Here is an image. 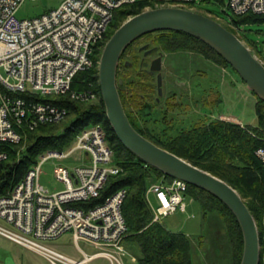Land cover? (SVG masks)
I'll return each mask as SVG.
<instances>
[{
  "label": "built area",
  "instance_id": "built-area-1",
  "mask_svg": "<svg viewBox=\"0 0 264 264\" xmlns=\"http://www.w3.org/2000/svg\"><path fill=\"white\" fill-rule=\"evenodd\" d=\"M24 1L0 0V164L8 158L3 146L18 147L39 127L67 119V108L54 103L60 97L98 99L94 91H73L72 85L80 72L93 67L116 11L139 3L150 10L151 5L195 10V0H65L41 16L18 20L15 15ZM226 7L235 16L264 14V0H228ZM255 156L264 167V146ZM48 159L61 163L55 169L61 191L50 192L40 183ZM119 170L105 130L98 125L84 129L63 151L41 154L22 180L0 197V237L48 264H90L98 259L122 264L128 255L122 214L126 190H117L102 204L88 205ZM187 191V183L178 179L153 182L146 192L152 223L186 212ZM65 234L78 257L50 245ZM80 243L96 251L89 254Z\"/></svg>",
  "mask_w": 264,
  "mask_h": 264
},
{
  "label": "trees",
  "instance_id": "trees-1",
  "mask_svg": "<svg viewBox=\"0 0 264 264\" xmlns=\"http://www.w3.org/2000/svg\"><path fill=\"white\" fill-rule=\"evenodd\" d=\"M145 6L146 4L139 3L116 11L102 48L121 26V23H124L123 19L142 13ZM223 6H225L223 12L227 14L228 9L226 5ZM151 9H155V7L151 5ZM210 14L214 19L219 18L213 13ZM116 19L118 26L114 29ZM253 23H264V14L230 15L226 25H222L237 35L236 28L241 29L245 24ZM173 33L184 36L185 40L178 39L177 45L179 47L165 48L167 51H177L176 49H180L183 41L187 45L191 44L192 41L194 44L198 43L203 48L209 49L213 57L223 62L232 73H235L223 58L204 43L185 33ZM240 40L251 48L246 41L241 38ZM182 50L192 51L189 47ZM101 52L102 49L95 52L93 67L80 72L72 85L73 91H94L98 95L94 104L77 102L69 99L68 96L60 97L54 103L65 106L68 110L67 119L71 118L62 131H59L58 134H51V129L56 125H48L41 126L29 133L27 153L19 159H16L18 147L8 145L2 147L7 152L8 158L0 164V197L7 195L10 189L22 180L26 172L36 164L37 158L41 154L47 151H63L71 145L81 131L90 126L98 125L106 132L107 142L113 152V164L120 170L117 175L108 178L99 197L91 200L88 205L102 204L117 190L125 189L127 194L122 206V214L127 228L123 241L125 249L137 251L140 264H193L191 239L182 233L167 231L160 223H152L153 214L146 202V192L152 182H156L159 178H171L142 162L119 142L111 130L99 87L97 62L100 60ZM145 76L140 73L121 75L120 78L123 82L117 84L118 93L130 123L142 136L155 145L223 180L241 196L244 194L251 198V205H246L258 228L261 245L260 264H264V167L255 156L256 149L264 146V102L258 99L255 110L256 126L244 128L236 124L215 121L199 129L188 130L186 134H181L164 145L152 137L144 135L124 106L126 98L129 97L127 100L134 103L135 110L139 113L143 111L140 106L143 102L141 94L144 90L140 86L148 85L151 87V83L146 81ZM143 81L146 82L142 83ZM121 89L124 90V94ZM131 89L135 90L131 91ZM126 91L130 92L132 96H127ZM190 190L198 191L199 195H192L189 193ZM187 195L200 203L203 216L208 218V223L211 224L210 215L222 213L229 223L227 227L234 245V264H240L243 249L242 234L230 210L217 198L199 188L188 185Z\"/></svg>",
  "mask_w": 264,
  "mask_h": 264
},
{
  "label": "rangeland",
  "instance_id": "rangeland-1",
  "mask_svg": "<svg viewBox=\"0 0 264 264\" xmlns=\"http://www.w3.org/2000/svg\"><path fill=\"white\" fill-rule=\"evenodd\" d=\"M64 1L65 0H25L18 8L15 16L18 20L32 19L41 16L52 9H57ZM227 1L228 0H195V10L193 12L214 19L212 15L209 16L205 14V12L213 13L219 17V19L215 18L214 20L219 22L221 25H226V22L229 21L230 15L233 16L229 10L227 11V14L223 12L225 11V6L223 5H226ZM148 10L150 9H144V11ZM127 19L129 18H125L122 21L125 22ZM117 22L118 20L116 19L113 27L114 29L118 26L116 24ZM158 35H167L169 37L176 36L175 40H172L173 44H177L179 41L178 39L185 40L184 36L173 32H159L153 34V36ZM237 35L251 46V48H249L246 45L251 53L264 64V23L245 24ZM173 44H169L168 47H166L171 49L169 46ZM182 44H185L184 41ZM187 47L196 53H200L192 55V58L194 57L195 60H199L201 62V64H199L201 65V68L205 65L210 69V76L208 78V82H206L205 88L209 86L210 82L209 91L211 96H208L207 98H211V102L215 103L216 98H219L216 96V91L222 92V95L220 96L223 100L222 104L218 107L212 108V122L220 121L219 116L221 113L223 114L221 116V120H223V122L236 124L244 128H247V126H256L257 117L255 110L258 98L247 88L240 77L235 73H232V71L228 69L223 62L218 60L216 57H213L209 49L203 48L198 43L194 44L192 41L191 44L187 45ZM181 56L187 55L181 54ZM207 56H209V62L207 60L204 64V58ZM132 71L135 74L137 69L134 68ZM162 74L165 84L167 85V90L165 91L166 97H164L162 104L168 101L170 103V108L165 109L162 104L159 106L150 104V107L153 109L152 111H145L144 113L143 111L140 113L136 111L135 113H131V116L138 129L144 133V135L152 137V139L166 145L172 139L177 138L178 135L186 134L188 130H193L194 127L200 126V123L201 125L204 124L205 121L202 116L204 111L199 109L198 105L195 106V104L192 103V99L197 103L203 100V96L200 92L201 90H197L198 86L194 84V81L189 82L188 78H185L184 75L179 73V68L176 69L175 73H173L170 69H168V71L163 69ZM174 80L179 82L184 81L185 87L182 89L174 86ZM200 82L205 83L203 80ZM200 87H203V84ZM193 88L196 90H193ZM170 95H173L174 97H168ZM193 96L195 98H192ZM96 101L97 100L86 101L85 103L94 104ZM201 108H203V106H201ZM163 110L165 111L163 112ZM199 116H201V119ZM70 120L71 118H68L65 122L56 124V127L51 129V134H58L59 131H62L67 126ZM206 124H208V122H206ZM203 126L204 125L201 127ZM201 127H197L195 129H199ZM28 147L29 141L27 139L22 145L18 146L16 159L25 156ZM59 165H61V163L58 160L48 159L41 167L40 183L50 192L61 191L64 188L62 183L55 178V169ZM161 179L162 178H159L157 181ZM189 193L194 196L196 194L199 195L198 191L195 190H190ZM241 197L246 204L251 205V198L244 194ZM151 200L153 203H156L154 196H151ZM185 204V213L177 211L173 215L163 219L162 225L167 231L182 233L191 238L194 245L193 264H234V245L227 227L229 223L225 220L222 213H213L210 215V224L208 223V218L203 216L202 208L199 202L186 195ZM5 243V241L0 239L1 246H6ZM50 245L58 248L59 250L64 249L63 252L71 257H78L74 243L68 234L61 236L58 240L50 242ZM80 246L89 254L96 251L92 247L85 246L83 243H80ZM102 260L104 259H98V261L95 260L96 262L93 261L90 264H107Z\"/></svg>",
  "mask_w": 264,
  "mask_h": 264
},
{
  "label": "water",
  "instance_id": "water-1",
  "mask_svg": "<svg viewBox=\"0 0 264 264\" xmlns=\"http://www.w3.org/2000/svg\"><path fill=\"white\" fill-rule=\"evenodd\" d=\"M181 32L211 48L240 77L247 88L264 102V64L251 53L240 38L216 20L176 7L144 11L127 19L110 37L101 53L98 78L101 98L111 130L119 142L145 164L164 176L181 180L199 188L222 202L235 217L243 240L240 264H260L261 245L253 215L239 193L223 180L199 169L155 145L130 123L117 87V67L125 49L138 38L155 32ZM157 60L151 70L161 71ZM121 84V81L118 82ZM162 77L158 74V95Z\"/></svg>",
  "mask_w": 264,
  "mask_h": 264
},
{
  "label": "flooded vegetation",
  "instance_id": "flooded-vegetation-1",
  "mask_svg": "<svg viewBox=\"0 0 264 264\" xmlns=\"http://www.w3.org/2000/svg\"><path fill=\"white\" fill-rule=\"evenodd\" d=\"M159 32L155 33H150L147 35H144L140 38H138L136 41H134L131 45H129L125 51L123 52L119 63L117 67V73H116V78L117 82L121 81V78L119 77L120 74L127 76L128 74L132 75L134 72L132 71L134 68L137 69L136 73H140L141 75H146L145 79L149 83H151V87L147 86H140L144 90L143 93L141 94V97L143 99V102L141 103L140 108H142L143 112L145 111H152L153 109L150 107V104H155L156 106H159L162 104V101L165 95V91L167 90V85L165 84V80L162 74L163 69H170L173 73L176 72V69L179 68V73L185 76V78H188L189 82L194 81V84L197 87V90H201V94L203 96V100L200 102H196L195 100L192 99V103L195 104V106L198 105L199 109L203 110L204 112L202 113V116L204 117V126L209 125L212 122V108L218 107L222 104V98L220 97L222 95V92L216 91V96L219 98H216L215 103L211 102V98H207L208 96H211L210 93V82L209 86L206 87V82H208V78L210 76V69L207 68L205 65H203L201 68L199 64L201 62L199 60H195V58H192V55L195 54H200L196 53L194 51H184L182 49L186 48V44H182L180 49H176L177 51H167L165 48L168 47L169 44H173L172 40H175L176 36H167V35H158V36H153V34H156ZM172 33V32H170ZM142 42V43H141ZM167 46V47H166ZM170 48H175L179 47L177 44H173L169 46ZM187 55V56H181ZM129 58V59H128ZM209 59V56L204 58L203 63L205 64L207 60ZM159 60V64L161 65V71H152L151 68L153 64ZM209 62V60H208ZM198 64V65H196ZM205 66V67H204ZM161 74L162 77V86H161V96L158 95V87H157V77L158 74ZM155 80V82H154ZM203 80L205 83L200 82ZM146 81H143L142 83H145ZM203 84V87H200ZM173 85L177 86L178 88H184L185 87V82H179L177 80L173 81ZM194 85V86H195ZM200 85V86H199ZM193 86V87H194ZM135 89H131L133 91ZM193 90H196L193 88ZM122 93L124 94V90L121 89ZM209 91V92H208ZM207 92V94H206ZM127 96H132V94L128 91L125 92ZM210 94V95H209ZM168 97H174L173 95H170ZM129 98V97H128ZM126 98L125 100V108L126 110L131 114L135 113V105L133 102L128 101ZM192 98H195L194 96ZM133 100V99H132ZM151 101V102H150ZM162 106L165 109L170 108V103L168 101L164 102ZM203 106V108H201ZM165 110H163L164 112ZM223 114L220 113L219 119L221 120V116ZM201 119V116H199ZM188 121V120H187ZM208 122V124H206ZM200 123V126H202ZM197 127H194L197 128ZM179 136V135H178Z\"/></svg>",
  "mask_w": 264,
  "mask_h": 264
},
{
  "label": "crops",
  "instance_id": "crops-1",
  "mask_svg": "<svg viewBox=\"0 0 264 264\" xmlns=\"http://www.w3.org/2000/svg\"><path fill=\"white\" fill-rule=\"evenodd\" d=\"M0 239L6 242L5 243L6 246H1L0 244V264H48L45 260L39 258L38 256L27 251L26 249L17 246L14 243L6 239H3L1 237ZM60 250L63 251L64 249L63 250L60 249ZM126 251L128 252V255L122 257V264H140L138 262L137 251L134 250H126ZM192 257H193V252H192ZM102 261H105L108 264L106 260H102Z\"/></svg>",
  "mask_w": 264,
  "mask_h": 264
},
{
  "label": "bare ground",
  "instance_id": "bare-ground-1",
  "mask_svg": "<svg viewBox=\"0 0 264 264\" xmlns=\"http://www.w3.org/2000/svg\"><path fill=\"white\" fill-rule=\"evenodd\" d=\"M107 43V42H106ZM104 48V47H103ZM101 57V56H100ZM99 62H100V60H99Z\"/></svg>",
  "mask_w": 264,
  "mask_h": 264
}]
</instances>
